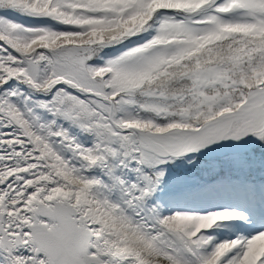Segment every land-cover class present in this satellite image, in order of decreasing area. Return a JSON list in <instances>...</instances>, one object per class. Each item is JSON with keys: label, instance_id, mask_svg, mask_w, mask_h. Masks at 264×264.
Masks as SVG:
<instances>
[{"label": "snow or ice", "instance_id": "6c2138e0", "mask_svg": "<svg viewBox=\"0 0 264 264\" xmlns=\"http://www.w3.org/2000/svg\"><path fill=\"white\" fill-rule=\"evenodd\" d=\"M0 264H264V0H0Z\"/></svg>", "mask_w": 264, "mask_h": 264}]
</instances>
